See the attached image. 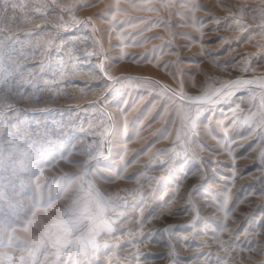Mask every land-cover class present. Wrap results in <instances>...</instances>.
<instances>
[{
	"label": "rangeland",
	"instance_id": "374dc122",
	"mask_svg": "<svg viewBox=\"0 0 264 264\" xmlns=\"http://www.w3.org/2000/svg\"><path fill=\"white\" fill-rule=\"evenodd\" d=\"M0 264H264V0H0Z\"/></svg>",
	"mask_w": 264,
	"mask_h": 264
}]
</instances>
